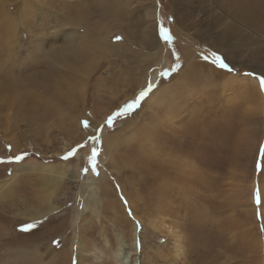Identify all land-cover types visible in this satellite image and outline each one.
<instances>
[{
	"label": "rangeland",
	"instance_id": "rangeland-1",
	"mask_svg": "<svg viewBox=\"0 0 264 264\" xmlns=\"http://www.w3.org/2000/svg\"><path fill=\"white\" fill-rule=\"evenodd\" d=\"M146 1L128 0L120 6L111 30L106 18L95 17L102 13L93 14L97 2L104 0H87L86 8L84 0H0V90H6L0 91V264H164L162 254L170 242L160 221L172 218L181 221L189 236L188 264H264V119L258 117L255 124L243 126L244 116L253 113L245 110L247 101L255 103L257 93L232 88L227 96L223 94L222 104L228 108L231 98L226 120V114L214 106L217 96L206 90L210 93L191 113L192 133L180 149L190 155L189 174L178 182L187 184L188 199L175 191L179 199L172 212L160 201L158 157L139 162L137 140L128 144L122 140L117 161L111 165L105 148L96 143L101 135L119 132L130 120H137L141 111L147 113L140 119L144 122L150 113L144 101L152 84L171 83L188 58L204 68L210 59L220 57L227 67L215 62L216 76L223 69L251 76L264 96L260 84L264 79V0H150L147 3L156 6L152 26L144 15ZM63 16L68 25L63 24ZM76 16L82 20L72 24ZM89 22L95 24L88 27ZM94 26L99 29L95 31ZM161 28L170 40H165ZM67 30L76 31L75 42L82 49L83 43L106 36L108 49L103 52L102 46H93L88 55L92 59L81 55L82 62H70L69 68L61 56L46 54L50 51L43 46L52 39L61 45V34ZM151 31L154 46L160 48L157 57L149 54L154 47L147 39ZM195 48H204L209 60L204 56L206 62H202ZM142 52L147 53L145 59ZM188 72L194 74L191 67ZM39 104L45 105V111ZM31 109L47 114L38 117V126L29 122L36 116ZM110 116L113 120L108 124ZM201 124L211 133H205ZM93 148L97 150L95 169L89 159ZM17 156L23 159L17 161ZM43 164L53 170L47 171ZM106 167L116 171L115 178L108 175L111 188L105 190L97 181ZM53 176L54 181L62 177L55 191H49L50 204L57 209L43 218L24 217L22 213L33 208L30 203L19 207L16 200L30 191L42 193L39 180ZM243 184L249 186L246 190L257 208L253 213L241 207L236 185ZM127 193L135 200L133 207ZM175 193L166 196L175 201ZM124 208L126 217L120 222ZM259 235L260 253L246 242L248 236ZM22 252L28 255L19 261Z\"/></svg>",
	"mask_w": 264,
	"mask_h": 264
},
{
	"label": "bare ground",
	"instance_id": "bare-ground-1",
	"mask_svg": "<svg viewBox=\"0 0 264 264\" xmlns=\"http://www.w3.org/2000/svg\"><path fill=\"white\" fill-rule=\"evenodd\" d=\"M84 1H85V3H84L85 5H83V6L85 7L87 5V0H84ZM127 1L128 0H104V2L102 4H101V2L100 3L97 2V7L94 8L95 12H93V14L96 13V15H97L99 13H102V15L100 14V16H95V17L100 18L101 21L104 18H106V20H108L107 25L109 27L111 26L110 29L113 30L115 25H116L117 10L121 9L120 6L127 4ZM143 1H145V0H143ZM147 1H150V0H147ZM147 1H146V3H147ZM145 6H146V13L144 15H146L147 18L149 17V19L147 21L150 22V26H152L156 22V6L153 3L152 4L147 3ZM67 11H68V8H67L66 12ZM3 13H5V12H3ZM65 16H66V14H65ZM64 18H66V17H64ZM81 20L82 19H80L76 16V17L72 18L71 23L76 24V23L81 22ZM68 22L69 21H67V18H66L64 20L63 24L68 25ZM91 24H95V22H89L87 24L88 27ZM93 28L95 31L99 29L97 26H94ZM152 28H154V27H152ZM145 32H146V30H145ZM76 34L77 33L74 30L64 31L61 34L62 39L59 40V42L61 43V45H59V46L56 44L57 40L55 41V39L54 40L52 39L50 41H44V44L42 43L44 46V49L47 51H50L46 54H52V58H56V57L59 58L61 56L62 59L64 60V62L68 63L67 65L70 68V62H73L74 64H77L78 62H82V56H86V60H87L89 58L88 55H90V52H91V47H93V46H96V45H98V47L102 46L101 47L102 51L103 52L107 51L108 48L106 47L107 44L105 41L106 36L105 37L104 36L103 37L96 36L94 40H90L89 44L83 43L86 46H85V49H82L78 46L77 42H75L76 41L75 40ZM107 34H109V33H107ZM149 36L150 37L147 38V39H149L148 43L150 44V42L151 43L153 42V45L152 44L151 45L154 46L155 41L152 38L153 31H151V34ZM46 43H50V45H48ZM54 44H56V46ZM144 45H146V44H144ZM151 45H148V46H151ZM159 50H160V48H159L158 44H156L153 47V52L149 53V54H151L153 57H157L159 54ZM194 51L197 52V55L198 54L200 55L202 62H206L203 60L204 56L207 58V60H209V55L206 54L207 52L205 51L204 48H195ZM125 52H126V50H125ZM146 54H147L146 52H142L141 56L143 59L146 58ZM90 59H92V58L90 57ZM90 59H88V60H90ZM208 62L210 64H207V65L204 64L205 66H203L204 68H206V70H205L204 68L199 67L197 65L198 63L196 62V60L191 61L188 58V60L185 61L184 67H182L181 70H179L177 73H175L174 78L171 80V83H168V82H167V84L166 83H160V84H156L155 86H154V84H152L153 88H152L151 92L148 94L149 96L144 101V102H146L145 104L147 105V111L146 112H150L149 117L146 118V120L144 119V122L140 123V119H141V117H144L143 116L144 114H147V113H145L144 111H141L139 114H137L138 115L137 120L136 119H135V121H133L134 119L130 120L128 122V124H126L123 127V129H121V131H119V132L107 133V134L101 135L97 139V142H96L98 146H100V147L102 146L105 148L106 160L108 161L109 164L115 163L117 161V152H118V148L123 143L122 140H127V144L129 142L133 143V141L137 140V143H138L139 148H140V151L138 150L139 151L138 152L139 153V162H143L144 160L150 161V159L152 161V158L157 159V157H158L157 164H158L159 174H157V175H158V179L162 180L161 181L162 183H160V182H158V183H159L160 188L162 189L161 197H163V199L162 200L160 199V201L167 203L166 205L168 207L169 212H172L176 208V205L178 204V202H176V201H178V200H176V198L179 199V196L176 195L175 191H177L178 193H184L183 195L185 196V199H188L187 195H186L187 194V192H186L187 184L181 185L178 182L182 180L183 175L187 176L189 174V168L187 165V160H188V158H190V155H186V154L182 153V151H180V149L186 143V141L190 138V134L192 133V130L190 127V125H192V119H190L191 113L192 112L194 113L193 110L195 108L199 107L198 105L200 103V100L201 101L204 100V96L206 95V93L207 94L210 93L209 91L206 92V90L210 89L212 91V93H214L217 96V100L215 101V104H214L215 106H217L218 104H222L224 102L222 95L225 94L227 96V93L232 88H238L237 90H239V91H240V89H242L243 92H245V93H250V92L257 93L258 97L256 98L255 103L250 101V100L247 101L249 103V106L246 105L245 109H246V111H248V114H250L253 111V113L257 117L261 116L262 121H263V113H264L263 109L264 108H263V102L262 101H264V97H263V94L260 92L257 79H253V77L251 78V76H247V75L241 76V75L234 74L233 72H226V71H224V69L220 70V75L216 76L214 69H219V66L217 65V67H216V65L214 64L215 61H211V59ZM189 67H191L194 70V72H193L194 74H192L191 76L188 72ZM208 67H209V69H208ZM224 73H226V74L224 75ZM28 79L32 81L33 77L30 76ZM4 83H8V81L6 80ZM2 90L6 91L5 89H2ZM2 90H0V91H2ZM15 92L18 95L21 94V88H19V86H15ZM187 102H189L190 104L186 105ZM157 105H158V108L160 110V115L158 114ZM38 107L43 108L44 109L43 111H45V105L39 104ZM201 109L202 108H200V110ZM31 111H32V113H34V109H31ZM193 113H192V115H193ZM34 114L36 116L33 119H30V121H29V122H32L34 125L37 124L38 117H42V116L47 115L43 112H41L40 114H36V113H34ZM35 118H36V120H35ZM34 120L36 121V123H34ZM40 120H41V118H40ZM246 120H247V123H254L251 115L248 116ZM32 123H31V125H32ZM37 126H38V124H37ZM192 127H193V125H192ZM185 138H187L186 141L184 140ZM244 139H245V137L242 138V140H244ZM251 139L252 138H250V140ZM254 139H255V137H254ZM159 142L162 143V146H160V147L158 146ZM248 144L249 143H247V146H248ZM44 166H46V165H44ZM123 166H124V164H123ZM125 167H126V165H125ZM106 169H107V171L102 170V175L100 176V178L97 181V184L99 185V187L102 189H105V190L107 188L108 189L111 188L110 185H108V182H110L108 175L111 174L115 178L114 173L116 171V169L112 170L111 168H108V167H106ZM46 170L47 171L53 170V168L46 166ZM47 171H44V172H47ZM49 174H51V173H49ZM47 176L48 175H46V177ZM171 176H173L174 179L171 178ZM263 177H264V175H263ZM58 178L59 179H57V181H54V180H56V176H55V179H54V176H53V179H51L49 177L48 178L44 177V178L40 179L39 180L40 191H43L42 193L36 194V193H33V191H30L27 197H23L22 199L16 200L17 201L16 203H18L19 207H25L27 205V203H30V206L33 208V212H31V213H26V212L22 213V215L24 217H26L28 219H38V218H43L46 215H51L54 213L53 211L56 210L57 207L50 204V199L52 198V192H49V191H55L56 185L58 182H61L60 179L62 177L61 178L58 177ZM171 180H174L173 185H171ZM263 182H264V180H263ZM236 186H235L236 189L239 188L237 191V194H238V197L240 198L239 199L240 202L242 203L241 207H242L243 211L245 213L255 212L257 210V208L252 206L253 205L251 202L252 199H250L251 192L246 190V188H249V186L248 185L246 186L244 184L243 185H236ZM252 188H254V186H252ZM242 189L246 190L245 193L242 192ZM261 190L264 192V185H262ZM233 191H235V190H233ZM169 192L175 193V201H172L174 199L166 196L167 194H169ZM124 193H125V190L123 189L122 194H124ZM262 194H264V193H262ZM127 196L129 198L128 202L130 201L129 204L131 207L133 204H135V200H134L133 196L131 195V197H130V195L128 193H127ZM165 198L169 199V201H164ZM246 198H247V200H246ZM234 200H235V198H234ZM117 201L118 200L116 199V202ZM47 206H48V208L45 211L44 208H46ZM111 206H113V205H111ZM116 211H118V210H116ZM249 211H251V212H249ZM122 212H124V215L118 216L120 219L119 220L120 222H123V219L126 217L125 208ZM262 214H263L262 220L264 222V207L262 208ZM117 215H119V214H117ZM61 224H62V221H61ZM160 226L162 227L163 231L166 234L168 233L169 239L168 238L167 239L169 240L168 242H170V245H169L170 248L167 250V252L163 251V254H162V257L166 261V262L163 261L164 264H188V261L190 259L189 255H191L189 253H190V250H192V246H191V242L188 241L187 237H189V236H187V234H186L187 232L185 231V228L182 226L181 221L174 219V218H172L170 220L166 219L163 222L160 221ZM158 227H159V223H158ZM255 236H257V235L255 234ZM261 238H262L261 235H259L258 237L248 236L246 238V242L249 244V246H251V245L254 246L257 249V251L259 252V251H261V247H262V243H263L261 241ZM243 246H245V245L243 244ZM72 247H73V245H71V248ZM160 249L163 250V247H160ZM248 252L250 253V251H248ZM254 252H255V250H254ZM20 254H19L18 260L24 261V259L28 255V253H27V255L25 252H22ZM16 255H18L17 252H16ZM257 255H260V254H257ZM261 255H263V254H261ZM238 256H241V255H238ZM244 256H242V257H244ZM199 258L202 259L203 256L200 255ZM31 259H32V257H31ZM153 259H154V257H153ZM36 260H37V256H36ZM4 261H5V259H4ZM34 261H33V263H34ZM247 261H249V259ZM239 262H241V261H239ZM5 263H6V261H5ZM259 264H263V263H259Z\"/></svg>",
	"mask_w": 264,
	"mask_h": 264
},
{
	"label": "snow or ice",
	"instance_id": "snow-or-ice-1",
	"mask_svg": "<svg viewBox=\"0 0 264 264\" xmlns=\"http://www.w3.org/2000/svg\"><path fill=\"white\" fill-rule=\"evenodd\" d=\"M160 31H161V34L164 36L165 40H170L171 39V37L168 35V32H167L166 29L161 28ZM116 39L119 40L120 37H116ZM215 62L219 63L221 68H226L227 67V65L224 63L223 60L220 59V57H217ZM260 84H261L262 87H264V79H261ZM141 95H143V93H141ZM112 120H113V117L110 116L108 118V121H107L108 124H111ZM86 126H87V122H86ZM93 139H96V137H93ZM68 155L71 156L72 153H69ZM15 159L17 161L22 160L23 156H17ZM89 159H90V162L92 164L93 169H95L97 167V164H96L97 150L95 148L92 149L91 156L89 157ZM258 203H261V201H258Z\"/></svg>",
	"mask_w": 264,
	"mask_h": 264
},
{
	"label": "crops",
	"instance_id": "crops-1",
	"mask_svg": "<svg viewBox=\"0 0 264 264\" xmlns=\"http://www.w3.org/2000/svg\"><path fill=\"white\" fill-rule=\"evenodd\" d=\"M179 67H176V69H178ZM179 71V70H178ZM229 72H233V71H231V70H229ZM234 74H237V73H235V72H233ZM238 75V74H237ZM241 76H243V75H241ZM254 79V78H253ZM243 97L245 98V96L243 95ZM264 97V96H263ZM230 100H231V98L229 97V108L225 105V104H218L217 106H215L216 107V109H221V111L223 112V113H225L226 115H225V118H226V120L228 119V111L230 110ZM232 100H237V99H235V98H233ZM263 102V108H264V101H262ZM246 110V109H245ZM257 112V111H256ZM263 112H264V109H263ZM197 114H200V111H198L197 112ZM251 115V117L253 118V121H258L259 120V118H261V116H259V118L253 113V114H250ZM250 115H245L244 116V119H243V126L244 125H246V124H248L247 122H246V118L248 117V116H250ZM263 117H264V113H263ZM262 119V118H261ZM264 119V118H263ZM201 129L202 130H204L205 131V133H211V130H207L206 129V127H205V124H201ZM247 133H248V131H247ZM245 131H243V135H242V138L243 137H245L246 138V136H245ZM245 140V139H244ZM243 140V141H244Z\"/></svg>",
	"mask_w": 264,
	"mask_h": 264
}]
</instances>
